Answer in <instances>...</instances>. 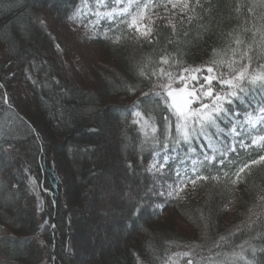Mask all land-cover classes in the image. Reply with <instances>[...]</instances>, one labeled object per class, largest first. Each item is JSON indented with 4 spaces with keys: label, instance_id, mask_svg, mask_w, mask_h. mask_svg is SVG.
I'll list each match as a JSON object with an SVG mask.
<instances>
[{
    "label": "trees",
    "instance_id": "trees-1",
    "mask_svg": "<svg viewBox=\"0 0 264 264\" xmlns=\"http://www.w3.org/2000/svg\"><path fill=\"white\" fill-rule=\"evenodd\" d=\"M88 2L92 0H0V83L4 85L0 97L6 92L9 98L8 104L0 99V145L13 146L0 150V264H89L91 259L99 260L98 264H187L188 259L194 264H211L209 257L226 260V264H245L231 257L233 251L241 252V244L247 260L264 264V251L260 250L264 249V202L260 200L264 195V164L252 167L246 183L232 185L223 177V172L231 175L241 164L264 155V150L256 146L240 149L237 145L238 151L229 153L223 166L201 169L204 175L219 174V182L201 181L197 191L183 199L167 192L160 195L177 180L178 159L173 157L164 174L147 172L156 156L162 162L163 118L170 113L159 98L143 95L156 81V77L149 78L151 72L159 67L167 69V65L159 64L165 53L179 60L172 69L178 75L180 68L208 64L214 58L213 49L225 52L227 60L232 55L228 46L234 35L251 42L253 24L259 27L262 23L244 7L252 0H201L211 12L197 8L198 18L196 13H189L194 16L191 24H182L178 17L170 23L159 16L154 19L157 39L152 44L127 38L112 44L102 36L89 38L91 34L83 32L80 41L98 54L93 69L107 76L96 104L88 102L90 97L73 83V75L81 74V67L76 73L68 72L73 69L56 56L50 30L38 22L46 14L53 27L67 28L70 17ZM237 4L242 5L239 13ZM171 24L177 26L175 33ZM109 27L104 22L99 30ZM115 34L128 37L129 31L120 25ZM170 39L174 43L170 44ZM250 55L254 57L252 71L264 63V54L253 44ZM86 70L93 71L89 67ZM141 70L144 76L139 75ZM219 70L228 71L226 65ZM261 97L264 92L249 95L246 99L250 104L231 106L239 112L237 120L244 129L246 117L256 116L264 107ZM136 110L157 125L159 144L152 132L145 135L133 123ZM37 126L46 142L38 135ZM221 139L231 144L239 137L225 127ZM246 143H251L250 136ZM201 144L206 148L202 139L193 144L197 153ZM184 158L181 151L179 159ZM117 160L121 165L116 171L125 176L124 190H133V208L120 211L125 215L113 225L120 237H108L113 232L109 229L108 244L104 245L107 252L103 253L100 242L95 250L90 247L87 230L97 217L103 180ZM190 168L189 163V174ZM28 175L35 178L40 189L44 203L41 212L28 193ZM71 212L77 216L69 222ZM222 236L225 242L220 241ZM69 243L72 254L66 251ZM215 243L222 247L215 248ZM250 245L257 249L255 254ZM186 251H192V256H183ZM216 252L228 255L217 256Z\"/></svg>",
    "mask_w": 264,
    "mask_h": 264
},
{
    "label": "snow or ice",
    "instance_id": "snow-or-ice-1",
    "mask_svg": "<svg viewBox=\"0 0 264 264\" xmlns=\"http://www.w3.org/2000/svg\"><path fill=\"white\" fill-rule=\"evenodd\" d=\"M171 9H168V5ZM160 7L159 4H154L153 0H112V5L106 3V0H96V9L92 14L96 20H88L84 26L89 29L91 33L89 38L102 36L105 40L112 44H120L124 39H132L140 44H152L157 39V34L153 28L155 21L146 13L152 9ZM165 10L172 11V14L179 18L180 22L191 24L194 16L189 13H196L199 17L197 8L201 11L211 12V7L204 8L201 0H167L163 5ZM242 5L237 4L236 12L239 13ZM247 12L253 16L255 20L257 17L262 23L259 27L253 24L252 41L246 42L241 35H234L229 43V49L232 55L225 60V52H217L213 49L214 58L208 64L198 68H180L179 74L176 75L172 71L174 67L179 65V60L171 57L169 53L161 55L159 64L167 65V69L159 67L151 72V77H156L153 88L149 92L143 93L145 97L150 99L159 98L158 102H162L170 115L164 116V126L161 136L163 137V156L162 162L158 159L151 165L152 169L163 173L165 167L173 159H178V165L175 169V176L177 180L167 185L168 196H175L183 199L195 193L199 186V182L212 181L219 182L222 177L217 175H204L201 169L208 168L214 164L223 166L228 160L229 153H236L238 151L237 145L240 149H248L253 146L264 150V134L252 135L247 129L238 123L237 118L239 112L235 111L231 106L236 103H251L246 98L249 95L256 96L264 92V63H258L256 68H252L254 57L250 55L253 51V44L257 46L259 51L264 54V0H252L250 5H246ZM101 8L108 9L107 11H100ZM256 9H260L259 13ZM78 13H74L73 17ZM158 15V13L156 14ZM73 17H70L72 19ZM101 19H106L109 28L103 31L99 30ZM41 25L46 26V22L39 20ZM171 23V22H170ZM124 25L128 31V37L116 35L115 31L120 26ZM173 32H176V24H171ZM245 32L249 29L245 28ZM113 33V35H110ZM187 35V32L184 33ZM232 35V34H229ZM257 36L259 37L257 39ZM169 43H174L169 40ZM234 45V46H233ZM59 49V44L56 45ZM239 53V56L237 54ZM219 56V59L215 58ZM247 59L246 63L241 61ZM228 71H221L219 67L225 66ZM195 73V74H193ZM187 74V75H186ZM139 75L144 76L145 72L141 70ZM181 82L180 86L173 87L177 82ZM191 81L192 83H189ZM218 85V87H215ZM4 85L0 83V88ZM3 103L8 104L9 98L5 92L3 97H0ZM264 100V97H261ZM227 105V106H226ZM262 114L259 120H253L248 116L246 123H250L252 128H256L258 123H264V107L259 108ZM245 115H248L247 113ZM133 116L137 119L133 120L134 124H138L141 130L144 131L150 127L153 138L156 144L160 143V138L155 137L157 132V125L149 124V119L140 110L133 112ZM175 118L174 125L173 119ZM173 126L175 132L173 134ZM225 127L238 140L231 144L225 143L221 137L225 134ZM239 128V130H238ZM35 131V129H33ZM147 135V132H144ZM251 137V143H246L248 137ZM38 138V137H37ZM203 140L206 144L200 145V152L197 153L196 147H193L194 142ZM171 145V146H170ZM220 145V146H218ZM184 146H187L186 148ZM13 146L11 144L0 145V150L8 151ZM181 151L184 152V159H179ZM209 151L211 154H209ZM189 163L191 165L189 174ZM159 164V167H157ZM264 164V155H259L258 158L250 160L248 163H243L238 166L230 175L229 172H223V177H228L232 185L246 183V176L251 173L253 166ZM131 167V165H129ZM35 181V178H33ZM175 184V187H173ZM189 185L191 186L189 188ZM181 193L184 196H181ZM165 193L161 192L160 195ZM260 200L264 202V195H261ZM160 207V206H158ZM139 210H137L138 214ZM255 214V213H254ZM259 219V217H258ZM256 221H252L254 225ZM259 238V237H257ZM221 242H225V237H220ZM43 243V242H42ZM245 243H248L245 241ZM190 248L192 246H189ZM215 248H221V243H215ZM241 252L233 251L231 257L245 261V264H252L244 256V244L239 245ZM250 247H252L250 245ZM264 251V249H260ZM257 249L252 247V252L255 254ZM192 251H186L182 255L191 257ZM217 256L228 254L216 252ZM211 264H226V260H213L209 257ZM187 264H194L193 259H188Z\"/></svg>",
    "mask_w": 264,
    "mask_h": 264
},
{
    "label": "rangeland",
    "instance_id": "rangeland-1",
    "mask_svg": "<svg viewBox=\"0 0 264 264\" xmlns=\"http://www.w3.org/2000/svg\"><path fill=\"white\" fill-rule=\"evenodd\" d=\"M106 3L109 5V7H111L112 0H106ZM153 3L159 4L160 7H156L147 12L146 14L148 16H151L153 20L160 16L168 20L169 22L174 21L176 16L172 14V11L165 10V8L163 7V5L167 3V0H153ZM95 9L96 0H92V2L86 3L78 12V15L70 20L69 26L67 28H61L59 26L53 27V25L51 24V19L46 14H43L44 16L42 18L43 21L46 22V26L42 25V27H47L50 30L49 35L51 41L53 42L56 56L65 60L66 67L67 65H69V67H72L73 69L71 70L72 72H70V70L68 72L70 74L76 73L77 68L81 67L78 69L79 72L81 71V74H78L77 76L73 75V83L82 90L83 94H86L90 97V100L88 102H91L92 104H96L97 98L105 90V88H103L102 82L104 78H107V76L104 74L99 75V73L95 71L96 68L93 69V67L97 65L96 61L98 60V54L93 47L89 46L88 44L82 43L79 38L81 37V34H83V32L91 34L89 32V29L84 25L87 24L88 20L90 19L93 21L96 20V17L92 14V11ZM168 9H171L170 4L168 5ZM107 10L108 9L106 8L100 9V11L102 12ZM157 13L158 15H156ZM104 22H107V20L101 19L100 24ZM57 44H59L60 46L59 49L56 47ZM88 67L93 71L89 70V72H87L86 69ZM180 83L181 82L178 81L173 85V87L180 86ZM261 115V113H258L256 116L251 117L253 118V120H259ZM247 120L248 116L246 117L244 123L250 133H252L253 135L254 133L264 134V123H258L256 128H252V125L250 123H246ZM149 124H152L151 121H149ZM36 131L38 135L41 136L39 126H37ZM143 132H151V128L148 127ZM41 140L43 142L47 141L43 136H41ZM156 160H158V156H156L147 166V172L150 175H161V173L157 172L156 169L151 168V165L156 162ZM4 161H7V157H4ZM119 165H121V163L117 160L115 163V167H113L110 174H107V176L103 180L104 190L100 194L97 208V217L95 219V222H92L93 225H90L87 230V238L89 239L90 247L94 248L95 250L97 242H100L103 253L107 252V246L105 247L104 245L108 244L107 241L109 238H107L106 235H108L107 231L109 229H113V232L111 234L112 236L108 235V237H110L111 239L120 237L118 231L115 230L116 227H113V225H118L121 222L120 219L125 215V213L124 215H121L120 211H125L126 209L128 210L133 208V190L131 187V189L129 188L127 190H124L123 180L125 176L122 173H118L116 171ZM53 167L55 168L54 162ZM157 167H159V164H157ZM57 178L60 182H62L61 174L58 173ZM173 187H175V185ZM27 190L28 193L34 197L36 210L38 212H41L44 205L43 199L41 197V192L37 185V182H35L30 175H28ZM167 190L169 191L170 189ZM167 190L163 191V193L168 192ZM76 216L77 214H75L74 212L69 213V222ZM66 251L70 254L73 253V248L70 243L68 244ZM98 263L99 260L93 259H91V261L89 262V264Z\"/></svg>",
    "mask_w": 264,
    "mask_h": 264
},
{
    "label": "bare ground",
    "instance_id": "bare-ground-1",
    "mask_svg": "<svg viewBox=\"0 0 264 264\" xmlns=\"http://www.w3.org/2000/svg\"><path fill=\"white\" fill-rule=\"evenodd\" d=\"M234 216V215H233Z\"/></svg>",
    "mask_w": 264,
    "mask_h": 264
}]
</instances>
